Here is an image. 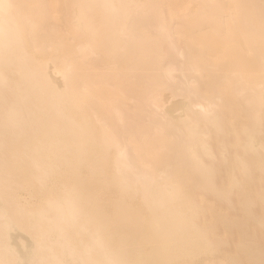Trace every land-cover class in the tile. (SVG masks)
<instances>
[{"label":"bare ground","instance_id":"1","mask_svg":"<svg viewBox=\"0 0 264 264\" xmlns=\"http://www.w3.org/2000/svg\"><path fill=\"white\" fill-rule=\"evenodd\" d=\"M200 73L215 94L191 91ZM220 86L253 118L237 149L264 169V0H0V192L20 217L0 193V264H197L217 251L189 190L211 189ZM234 172L226 191L243 181Z\"/></svg>","mask_w":264,"mask_h":264},{"label":"rangeland","instance_id":"2","mask_svg":"<svg viewBox=\"0 0 264 264\" xmlns=\"http://www.w3.org/2000/svg\"><path fill=\"white\" fill-rule=\"evenodd\" d=\"M168 56H169V54H165L164 58L167 59ZM194 75H193V77H196V79H195L196 81L195 82L192 81L193 83L191 82L189 84V88L191 89V91L195 92L196 97H198V96L200 97V95H201V98L202 97L205 98L207 96L213 95V93L215 94V90H212V88L211 89L209 88L212 86L213 83L210 80V78L207 76V74L206 75L203 74L202 77H200L202 75L201 73H200V75L199 74L198 75L194 74ZM225 88H226V86H220L218 88V92H221V102L222 103L220 101L218 102L217 108H214V109H216V112H214V116L213 117L211 116L210 119H212V118L215 119L217 117L221 118L224 115L223 118L225 119L226 122L224 120H223V122L220 121V122H222L220 124V126H219L220 122H218L217 125H214L215 128H214V126L210 127L211 124L207 125V128L205 130V136H204V139H205L206 143L209 144L208 146H210V149L212 151L211 153H213V154H212V156L210 155V157H206L204 159L203 164H204V167L206 169L208 168L211 170V177L208 179V181L210 180L209 182L211 183L210 184L211 189H214V190H217V188H218V190L224 189L226 187V185H227L226 188L228 189V187H229L228 181L232 177L230 173L234 172L232 170H235V172H234V173H236L235 177H237V173L238 174H239V172L242 173L240 170H243V169H240V167H239L240 170L238 168H236V167H238L236 165L237 158H240V160H242V158H243V161H245L247 159L246 160V163H247L248 157L251 156L250 153H249L250 154L249 155L248 153H246V152L244 153V152L237 149V146H238L237 145V137H239V135H240L238 133L239 127L241 125H247L248 121L253 122V120L251 121V119H253V118L251 117L249 120L247 118L248 113L247 114L245 113L246 116L244 115L245 111L243 112L241 110L242 109L241 104H240L241 101L238 99L237 96H235L231 92L227 91ZM208 89H209V92H211V93H207ZM197 90H199L200 92ZM238 100H239V103H238ZM222 104H223V106H222ZM249 105L250 104H248V106ZM224 106H227V107L224 108ZM238 106H240V108H238ZM248 106H247V108H249V107L251 108V105L249 107ZM243 107H245V106L243 105ZM221 108H223V109H221ZM245 110H246V108H245ZM248 111H249V109H248ZM250 114L251 113H249V115ZM225 115L230 118V119L227 118L228 121L226 120ZM203 120H205V119H203ZM203 120L201 119L200 120L201 122L199 121L200 124L198 123L199 126L201 125V127L206 126V120L205 121H203ZM224 122H225V124H224ZM250 122H249V124H250ZM261 123L262 124H260V126H261L260 128L264 129V120L263 119L261 120ZM216 126H217V128H216ZM218 126H219V128H218ZM262 138H264V137H262ZM5 148L3 150L4 152H5ZM8 150L9 149H7L6 151H8ZM261 151L262 150H258V152H257V154L259 156L258 157L259 160L260 159L262 160V157H263L262 156L263 153ZM6 153L7 152H5V153L2 152V154H6ZM252 157H255L254 160L256 159L255 161H257V157L254 155L249 157V161L253 160ZM249 161H248V164L251 163ZM255 161H252V163H254V164L251 163V165H255ZM249 166L250 165H247L248 168L244 167V169L246 168L245 174L243 176H240L242 174H239L238 178H240V179H238V180L236 179L237 181H240L241 177H243L242 180L244 181V183H242L243 181L241 180L242 181L241 182L242 187L239 186V184H241V183H238L236 185L237 187L236 186H234L233 188L231 187L227 191H226V189H224L226 191V193H228V194L225 193L226 195L220 196V198L214 196L215 192L214 193L212 192L214 190L210 191L211 189L205 191V190L200 189V188L197 189L196 187H192L191 190H189L193 199L197 203H199L201 206H203L202 212H201L202 214H200L199 218H200L201 222L206 221L205 223L208 225V233H210V235L212 236L211 238H213V241H215L216 243H220V242L223 243L224 242L223 244L222 243L217 244L218 245V247L216 248L217 251H214V253L212 255H205V256L199 257L196 261L197 264H224V263H226L228 257L235 259L236 261H239V263H241V264H250V263L253 264L250 261V259L247 258L248 257V256H246L247 254L244 255L246 252L241 251L242 249L244 250V248H239L240 246H238V244H237L238 242H241L242 240H243V242L246 241L248 247H249L248 243L250 240V243H252L253 246H255V248H253V249L259 250L260 249L259 247H261L260 250H264V221H263V219H264V209H263L264 208V205H263L264 204V198H263L264 197V188H263L264 182H261V181H264V173H263L264 169H262L263 167L258 168L257 165H255V167L253 166L254 168L251 166L249 168ZM249 172H251V174H250L251 176H249ZM17 174H19V173H17ZM17 174H16V176L13 175L9 179L10 183L14 184V182H11V181H15L17 183L16 179L19 178V177H17ZM261 174L263 175V177L261 176ZM248 176L250 177L249 180L247 178ZM13 177H16V178H13ZM189 177H190L189 180L191 182V185L194 184L193 186H196L198 184V182L200 184V182H202V180H203V179L201 180L202 174L200 175L199 172L191 173L189 175ZM245 178L248 181H246ZM198 180H200V181H198ZM1 182L2 181H0V183ZM209 182H208V184H209ZM18 183H19V181H18ZM1 184H3V183H1ZM1 184H0V186H1ZM14 185H16V184H14ZM207 186H209V185H207ZM212 186H213V188H212ZM240 187L241 188L244 187V189H242V191H241ZM207 189H209V188H207ZM8 190L11 191L10 188L9 189L4 188L1 190V192H0L1 198L4 201V205H6V207L4 206L5 209L8 210L7 214L9 213V215H12L11 218L14 219L13 222L17 224L20 217L18 216V214H15L16 211H14V208L12 207L15 204H13V202H12L13 199L10 200V198H12V196L10 195V192L7 193ZM5 198H7V199H5ZM20 198H21V196H20ZM250 199H252V200H250ZM243 200L246 202L245 203L246 206L244 205ZM14 203H15V199H14ZM242 204H243V207H242ZM249 204H250V207H249ZM10 206H11V208H10ZM244 206H245V209L247 207V210H245L246 212H244ZM248 207H249V209H248ZM210 210L213 212H211ZM262 210H263V212H262ZM106 211L108 212V214H111V209L109 207L106 209ZM250 212H252V213H250ZM217 216H219V217H217ZM244 218H245V220H244ZM250 218H251V221H250ZM258 219H260V220H258ZM16 220H18V221L15 222ZM225 220H226V223L224 222ZM257 220L259 222L263 221V225L260 224L261 225L260 226L258 224L259 222ZM231 223H233V224H231ZM211 224L213 225V227ZM242 224H244V227ZM210 225H211V227H209ZM239 225L240 226L242 225V226L240 227ZM237 227H239V228H237ZM242 228H245V229H242ZM243 230H244L245 234L246 233L248 234V235L246 234V237H244L245 234H244ZM239 232H241L240 234L242 236L243 235L244 236L242 237L239 234ZM240 236L243 239L240 238ZM215 237H217V238H215ZM224 239L226 242L224 241ZM252 244L250 246L251 248L249 247V249H252V247H253ZM236 245H237V247H236ZM256 247H258V248H256ZM241 252H243V254ZM262 259H263L262 261L264 262V257ZM11 262H12V260H11Z\"/></svg>","mask_w":264,"mask_h":264}]
</instances>
